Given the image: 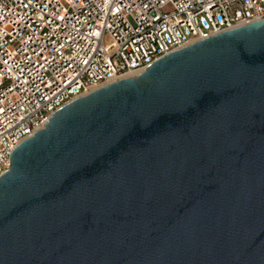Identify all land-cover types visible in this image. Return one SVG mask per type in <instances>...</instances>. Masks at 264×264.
<instances>
[{
  "label": "water",
  "instance_id": "obj_1",
  "mask_svg": "<svg viewBox=\"0 0 264 264\" xmlns=\"http://www.w3.org/2000/svg\"><path fill=\"white\" fill-rule=\"evenodd\" d=\"M0 264H264V18L22 140L0 175Z\"/></svg>",
  "mask_w": 264,
  "mask_h": 264
},
{
  "label": "built area",
  "instance_id": "obj_2",
  "mask_svg": "<svg viewBox=\"0 0 264 264\" xmlns=\"http://www.w3.org/2000/svg\"><path fill=\"white\" fill-rule=\"evenodd\" d=\"M263 18L264 0H0V175L76 97Z\"/></svg>",
  "mask_w": 264,
  "mask_h": 264
},
{
  "label": "rangeland",
  "instance_id": "obj_3",
  "mask_svg": "<svg viewBox=\"0 0 264 264\" xmlns=\"http://www.w3.org/2000/svg\"><path fill=\"white\" fill-rule=\"evenodd\" d=\"M105 43H108V40L107 39H105V41H104Z\"/></svg>",
  "mask_w": 264,
  "mask_h": 264
}]
</instances>
